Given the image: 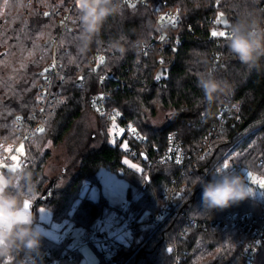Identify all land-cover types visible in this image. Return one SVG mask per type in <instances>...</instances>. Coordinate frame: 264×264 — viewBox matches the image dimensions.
Wrapping results in <instances>:
<instances>
[{"label":"trees","instance_id":"obj_1","mask_svg":"<svg viewBox=\"0 0 264 264\" xmlns=\"http://www.w3.org/2000/svg\"><path fill=\"white\" fill-rule=\"evenodd\" d=\"M166 2L169 8H179L182 22L172 31L183 39L176 50L163 53L154 48L147 56L138 53L139 46L157 36L153 15L145 8H127L119 4V11L103 21L86 50L81 51L83 25L82 9L73 0H0V144L11 148L19 143L15 124L25 122L38 111V86L47 63L52 59L51 41L58 38V20L70 14V28L62 34L57 55L65 74L61 96L49 112L44 131L37 133L24 146L19 168L4 175H27L19 182V191L27 193L32 205L40 200L51 180L44 175L51 160L48 144L60 145L73 123L86 109H91L89 97L101 90V76L108 77L107 89L113 90L110 108L123 113L127 120L148 140L146 148L154 158L165 150L167 138L176 133L188 154L185 169L175 165L150 164L144 158L137 162L142 173L126 168L124 152L109 143L105 120L101 123L102 142L98 149L79 158L76 175L62 189L55 187L48 202L54 221L69 219L76 225L90 228L93 220L102 216L107 206L104 199L93 202L80 198L84 180L97 183V172L107 168L118 175L122 172L132 186L140 190L136 200L130 198L128 214L133 221L149 215V220L161 209L169 196L186 189L178 202L182 209L196 220H222L229 216H250L252 221H264V206L257 199H249L224 210H208L202 205V188L194 183L196 177L211 180L217 170L242 169L264 179V57L258 67L249 68L235 59L228 50L227 41L209 39L211 19L222 14L233 26L242 19L257 18L264 25V11L258 0H148ZM100 52L104 64L92 70L93 56ZM213 54L221 59L216 67ZM161 68H169V79L156 82ZM213 69L218 79L229 87L212 102L205 99L198 87V76ZM84 82L82 87L78 84ZM240 103L242 123L229 120L224 130L213 131L216 115L229 103ZM160 108L172 110L176 116L163 129L153 130L144 123L147 113L155 115ZM204 140H209L212 151L202 160ZM235 146V147H234ZM4 153V152H3ZM227 163L229 167L223 168ZM193 170L192 173L190 171ZM17 191V190H12ZM142 230L131 234L125 244L120 243L114 257L97 252L98 264H247L245 247L251 234L241 225L228 229L204 231L191 228L184 234V222L172 217L159 226L150 228L140 238ZM171 249V251H169ZM80 264L82 256L69 249L68 242L57 243L41 235L38 248L14 250L0 264ZM252 264H264V245L260 246Z\"/></svg>","mask_w":264,"mask_h":264},{"label":"built area","instance_id":"obj_2","mask_svg":"<svg viewBox=\"0 0 264 264\" xmlns=\"http://www.w3.org/2000/svg\"><path fill=\"white\" fill-rule=\"evenodd\" d=\"M260 8L264 11V0H258ZM119 4L122 7L127 8H145L148 10L154 17L155 28L157 31V36L151 38L148 42L143 43L139 46L138 53L142 56H147L154 48H158L160 52L165 50H176L178 46L183 43V39L173 35L171 32L178 29L182 19L179 8H169L167 7L166 2L157 3L148 0H119ZM219 4V0L216 1V7ZM79 5L77 0H73L72 9ZM224 15L219 14L218 16L211 19V30L209 33V39L213 42L220 43L228 40L230 30L233 27L232 22L230 28H223L221 25V18ZM70 14L64 13L61 18L58 20V27L60 29V34L58 38H55L51 41V46L53 47L52 59L47 63L45 69H48L47 72L43 73L42 81L38 86V111L37 113L29 118L26 122L22 119H18L15 127L19 131V143L14 149L15 151L21 145L30 143L34 136L37 133H40L39 129L45 126V123L48 120L49 112L52 110L54 104L58 101L61 96L60 86L64 82V71L61 61L57 55V48L59 45L60 37L64 32L70 28ZM264 27V25L262 26ZM212 32H224L227 35L224 37L221 36H212ZM3 53L0 55V57ZM220 55L213 54L212 60L214 62V67L220 62ZM105 62L104 54L97 52L92 59V70L95 71L100 68ZM101 90L98 94L91 95L89 97V105L91 109L96 112V114L103 118L108 124L109 127H112L111 141L112 146H118L120 150L124 152V160L131 162L133 165H136L143 169V166L140 165L137 160L139 158H144L147 163L150 164H161V165H175L180 169H185L188 164V154L184 149L182 141L178 138L176 133H172L167 138V146L163 153L156 157H152L149 150L146 148L147 139L127 120L126 116L115 108H110L109 103L112 101L113 90H120V83L115 84L113 89H107L105 85L108 83L107 76H101ZM84 82L79 83L78 86L82 87ZM241 104L234 102L229 103L225 108H223L215 117V125L213 126V131L220 132L224 130L225 125L229 120H234L236 124L240 125L242 123L240 117ZM135 129V132L132 131ZM127 144V149L123 147L124 144ZM204 150L200 155L202 160L205 156L209 155L212 151V145L209 140H204ZM235 147V146H234ZM13 152L6 156L0 161V166L10 165L11 155ZM177 159L180 160V163H177ZM127 165V164H126ZM128 166V165H127ZM243 171L242 169H238ZM193 170L190 171L192 173ZM258 179H261L257 176ZM186 186L180 188L179 191L172 193L169 198L162 205L161 209L154 217L145 223H139L136 221L128 222L124 228L119 229L117 235L120 236L125 233L133 234L138 229H141L142 226H148L150 228L159 226L162 222L168 220L172 217H178L184 222V234L187 235L190 232L191 228H201L204 231L208 230L210 227L221 228L223 230L230 228L234 225H241L251 234V242L245 247L244 257L246 258L247 264H252L254 256L257 254L260 246L264 245V221L261 224L256 223L250 219V216H239L238 214L229 216L224 221L222 220H196L186 214L182 209V204L178 202L180 197L183 195ZM264 199V192H263ZM264 206V200L262 201ZM90 233L86 234L87 235ZM117 239L112 241H106V246L108 251L111 253L115 250V243ZM259 241V243H257ZM85 244L92 245L90 240H85Z\"/></svg>","mask_w":264,"mask_h":264},{"label":"clouds","instance_id":"obj_3","mask_svg":"<svg viewBox=\"0 0 264 264\" xmlns=\"http://www.w3.org/2000/svg\"><path fill=\"white\" fill-rule=\"evenodd\" d=\"M82 9L80 21L83 25L81 40L86 50L89 42L106 17L119 11L114 0H77ZM227 47L229 53L249 68L258 67L264 57V27L257 18L242 19L230 30ZM198 87L205 99L212 102L219 93L225 92L229 85L218 79L213 69L198 76ZM224 169L225 166L223 165ZM27 175L0 174V257L7 258L14 250L24 248L33 250L39 247L41 235L33 227L32 215L23 208V201L29 197L19 191V182ZM194 183L202 188V205L208 210H224L249 199L253 189L249 187L240 173L217 170L211 180L196 177ZM17 190V191H12Z\"/></svg>","mask_w":264,"mask_h":264},{"label":"rangeland","instance_id":"obj_4","mask_svg":"<svg viewBox=\"0 0 264 264\" xmlns=\"http://www.w3.org/2000/svg\"><path fill=\"white\" fill-rule=\"evenodd\" d=\"M175 116L176 114L172 110L160 108L156 111L155 115L150 116V114L147 113V117L145 118L144 123L153 130H161L164 127H166L175 118ZM107 135H108L109 143L112 144L110 139L112 135V127L108 128ZM101 139H102L101 123L98 118V115L92 109H86L82 113V115L73 123L70 131L68 132L64 141L60 145L55 147L51 143L48 144L47 149L50 150L51 152V160L48 163V165L45 167L44 175L47 177L48 180L49 179L56 180L55 187L57 189H62L76 175L79 166V158L88 151L98 149L102 142ZM21 146L23 147V152L19 151ZM21 146H19L16 152L11 155L12 157L15 156L17 158L16 160H13L11 157L12 163L10 165L0 166V174H3V171L15 172L19 168L21 157L24 154V146L23 145ZM10 149L11 148L9 147L6 148L4 147L3 144H0V161L6 156H9ZM127 165L126 168L133 169L138 173H142V168L140 167H138L140 171L131 168L130 165H133L131 162H129V164ZM228 172L240 173L244 177L246 184L253 189V195L251 197L257 199L262 203V201L264 200L263 199L264 187H261L259 181L264 179L262 178L258 179L256 175H252L251 173L245 170L241 171L232 167ZM102 173L114 175L118 179L124 181V183L127 185V190H126L127 207L121 208L118 206H112L103 196H101L97 201H93V202H99L100 200L104 199V201H106L107 206L104 208L102 216L93 220V222L90 224V228L86 229L84 227L76 225L74 222H72L69 219L54 221L52 215V209L45 205H40L38 207L36 220H34L33 212H32V203L30 202V208L28 209V211L32 215L33 227L39 230L40 235L48 239H51L57 243L67 241L69 246V244L72 243V238L70 235H65V233L68 232L69 229L67 227L57 229L55 227L56 225H63L67 221L70 223L73 229H83L86 237L87 233L92 232L93 225L98 220H102L105 217V215L108 213H115V215L120 219L121 223L119 224V229L124 228V226L128 222L132 221L133 220L132 214H128V210L130 206V198L132 200H136L141 194V192L135 186H132L127 178H123L119 176L116 172H113L107 168H100L99 171L97 172L98 182L92 184L89 181L84 180L80 186V193L84 190L85 186L99 188L98 177ZM214 175H216V172L213 174V176ZM40 209H44V211L41 212ZM147 221H149V215L144 214L139 218L138 222L145 223ZM149 229L150 227L148 226H142L141 228L142 235L140 236V238L146 235ZM113 230L116 231V233L118 232V230L116 229ZM102 237L103 239H105L104 236ZM119 237L120 238L117 239L116 242H114L115 250L114 252L112 251L111 253L108 251L106 245L104 249H101L97 247L96 244L94 243H92V245L85 244L86 245L85 251H81L80 249L72 248V247H69V249L73 251H78L81 254L82 261L80 264H98L97 252L106 256L107 258L114 257L117 252L116 249L118 248V245L120 243L122 244L127 243L128 239L131 238V233H125L120 235ZM113 239H115V237H109L107 238L106 241H112Z\"/></svg>","mask_w":264,"mask_h":264},{"label":"snow or ice","instance_id":"obj_5","mask_svg":"<svg viewBox=\"0 0 264 264\" xmlns=\"http://www.w3.org/2000/svg\"><path fill=\"white\" fill-rule=\"evenodd\" d=\"M211 35L214 37L215 36L224 37L227 34L224 32H219V33L212 32ZM47 71L48 69H45V72ZM39 131L43 132L44 129L41 128L39 129ZM132 131L135 132V129H132ZM111 142L114 143L115 141H111ZM123 147L127 149V144L125 143ZM19 151L23 152L22 146L19 149ZM12 159L16 160L17 158L14 156L12 157ZM176 162L180 163V160L177 159ZM124 163L129 164L127 160H125ZM130 166L136 169L137 171H140L138 166L136 165H130ZM224 166L225 168L229 167L227 163H225ZM98 180H99V188L85 186L84 190L80 193L81 198H87L91 201H97L101 196H103L112 206H118L121 208L127 207V200H126L127 185L124 183V181L118 179L114 175H110L107 173H102L98 177ZM259 183L261 187H264V180H260ZM23 208L25 210H28L30 208L29 200L23 201ZM40 211L43 212L44 209H40ZM120 223L121 221L115 215V213H108L105 215V217L102 220H98L93 225V230L90 234L87 235V237H85L83 229H73L70 223L67 221L65 222V224L56 225L55 227L57 229L67 227L69 231L66 232L65 235H70L72 238V243L69 244V247L77 248L80 249L81 251H85L86 250V245L84 243L85 240H90L92 243L96 244L97 247L104 249L107 238L115 237L116 239H119L120 237L113 229L119 230ZM100 236H104L105 239H99ZM257 243H259V241ZM169 251H171V249H169ZM5 264H9V262L6 261Z\"/></svg>","mask_w":264,"mask_h":264},{"label":"water","instance_id":"obj_6","mask_svg":"<svg viewBox=\"0 0 264 264\" xmlns=\"http://www.w3.org/2000/svg\"><path fill=\"white\" fill-rule=\"evenodd\" d=\"M221 25L223 28H230L231 27V23L228 21V17L227 16H223L221 18ZM169 68H161L158 73L156 74V78L155 81L156 82H160L163 79L168 80L169 79ZM123 173L120 172L119 176L123 177ZM55 184H56V180H51L50 185L48 186L46 192L44 193V195L41 197L40 200L36 201L35 203H33L32 205V212H33V219L36 220V215H37V209H38V203L40 201L42 202H48L50 199V195L52 194V192L55 189ZM99 239H103L102 236L99 237Z\"/></svg>","mask_w":264,"mask_h":264},{"label":"crops","instance_id":"obj_7","mask_svg":"<svg viewBox=\"0 0 264 264\" xmlns=\"http://www.w3.org/2000/svg\"><path fill=\"white\" fill-rule=\"evenodd\" d=\"M125 164V163H124ZM126 165V164H125ZM132 168V167H131Z\"/></svg>","mask_w":264,"mask_h":264}]
</instances>
